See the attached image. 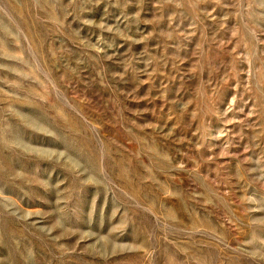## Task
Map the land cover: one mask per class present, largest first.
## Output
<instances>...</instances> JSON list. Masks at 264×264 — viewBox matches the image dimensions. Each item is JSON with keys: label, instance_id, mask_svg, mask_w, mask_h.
Returning <instances> with one entry per match:
<instances>
[{"label": "rangeland", "instance_id": "obj_1", "mask_svg": "<svg viewBox=\"0 0 264 264\" xmlns=\"http://www.w3.org/2000/svg\"><path fill=\"white\" fill-rule=\"evenodd\" d=\"M0 264H264V0H0Z\"/></svg>", "mask_w": 264, "mask_h": 264}]
</instances>
